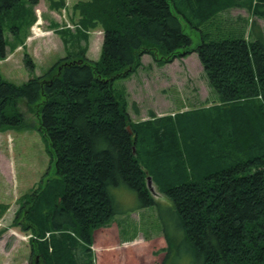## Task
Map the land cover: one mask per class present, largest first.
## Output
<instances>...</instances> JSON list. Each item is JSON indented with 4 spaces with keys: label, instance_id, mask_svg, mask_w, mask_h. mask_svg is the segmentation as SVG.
I'll return each instance as SVG.
<instances>
[{
    "label": "trees",
    "instance_id": "16d2710c",
    "mask_svg": "<svg viewBox=\"0 0 264 264\" xmlns=\"http://www.w3.org/2000/svg\"><path fill=\"white\" fill-rule=\"evenodd\" d=\"M35 3L0 0V60L4 29L15 36L30 28ZM230 8L253 19L251 42L201 31ZM73 10L81 31L102 32L97 60L81 49L19 85L0 75V132L32 127L19 101L36 108L52 165L53 176L17 212L34 237L31 255L41 264H92L94 231L121 214L109 189L124 186L138 208H158L148 176L182 232L177 242L164 236L163 264L171 249L186 264H264V36L256 22L264 19V0H85ZM183 24L197 36L193 47ZM192 52L217 103L173 116L149 111L147 120L132 122L112 82L135 72L144 54L162 66ZM24 64L34 69L28 55Z\"/></svg>",
    "mask_w": 264,
    "mask_h": 264
},
{
    "label": "rangeland",
    "instance_id": "374dc122",
    "mask_svg": "<svg viewBox=\"0 0 264 264\" xmlns=\"http://www.w3.org/2000/svg\"><path fill=\"white\" fill-rule=\"evenodd\" d=\"M62 1L63 6L59 8H56L59 0H35L32 7L33 15L41 16L42 29L48 31V35L30 39L29 25L22 26L15 36L8 28L4 29L8 53L0 60L3 80L19 85L40 77L67 53L81 49L89 60L98 59L103 38L101 30L81 31L77 26L78 13L73 10L75 4L85 0ZM251 20L244 9L230 8L204 22L200 29L212 40L233 35L251 42L257 34L253 29L250 32ZM256 22L264 36V19L256 18ZM183 25L192 47L195 46L197 36ZM78 31L83 32L85 38ZM24 55L34 63L33 70L25 66ZM112 86L126 102L132 122L147 119L149 111L170 115L210 107L218 101L193 52L162 66L144 54L135 72L115 79ZM18 105L27 124L33 125L29 129L0 132V264H30L31 261L41 264L29 254V242L20 241V235L29 233L22 230L17 212L23 196L53 176L52 165L45 140L37 128L36 108L26 107L21 101ZM152 187L158 208H138L135 192L124 186L109 189L121 214L114 216L107 227L94 231L93 264H162L166 254L164 236L177 242L182 232L175 228L166 210L165 205L170 201ZM166 264H186V261L180 257V252L171 249Z\"/></svg>",
    "mask_w": 264,
    "mask_h": 264
},
{
    "label": "water",
    "instance_id": "95a60500",
    "mask_svg": "<svg viewBox=\"0 0 264 264\" xmlns=\"http://www.w3.org/2000/svg\"><path fill=\"white\" fill-rule=\"evenodd\" d=\"M129 130V129H128ZM147 184H148V187H150V178H147Z\"/></svg>",
    "mask_w": 264,
    "mask_h": 264
}]
</instances>
